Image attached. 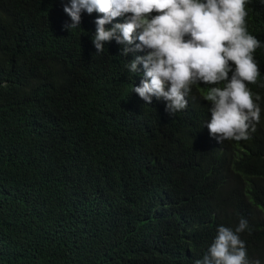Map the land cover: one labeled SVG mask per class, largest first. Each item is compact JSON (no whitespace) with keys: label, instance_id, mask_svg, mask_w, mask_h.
<instances>
[{"label":"trees","instance_id":"trees-1","mask_svg":"<svg viewBox=\"0 0 264 264\" xmlns=\"http://www.w3.org/2000/svg\"><path fill=\"white\" fill-rule=\"evenodd\" d=\"M68 2L0 0V264H195L241 218L264 264V0L246 6L260 122L223 143L197 88L174 115L146 104L125 67L142 51L97 53L98 13L68 30Z\"/></svg>","mask_w":264,"mask_h":264},{"label":"clouds","instance_id":"clouds-1","mask_svg":"<svg viewBox=\"0 0 264 264\" xmlns=\"http://www.w3.org/2000/svg\"><path fill=\"white\" fill-rule=\"evenodd\" d=\"M249 0H69L63 11L80 27L81 13H98L92 43L97 53L107 42L122 45L121 55L142 51L125 65L143 78L134 91L146 104L165 102L169 115L185 110L197 88L210 112L209 135L218 143L250 140L260 122L261 100L248 87L256 84L255 60L261 41L247 28ZM115 18L123 22L112 23ZM111 24V27L106 25ZM138 41V43H137ZM200 86L203 87L200 88ZM249 228L239 220L235 229L218 226L207 253L195 264H260L250 261L240 233Z\"/></svg>","mask_w":264,"mask_h":264}]
</instances>
